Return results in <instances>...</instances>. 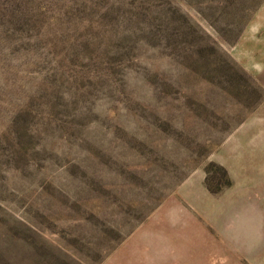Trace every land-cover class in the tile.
Segmentation results:
<instances>
[{"label": "rangeland", "instance_id": "rangeland-1", "mask_svg": "<svg viewBox=\"0 0 264 264\" xmlns=\"http://www.w3.org/2000/svg\"><path fill=\"white\" fill-rule=\"evenodd\" d=\"M262 9L0 0V264H264Z\"/></svg>", "mask_w": 264, "mask_h": 264}, {"label": "crops", "instance_id": "crops-1", "mask_svg": "<svg viewBox=\"0 0 264 264\" xmlns=\"http://www.w3.org/2000/svg\"><path fill=\"white\" fill-rule=\"evenodd\" d=\"M254 28L257 30H262V32H264L263 9L258 13L256 18L254 17ZM254 44L256 45L257 50V60L255 69L259 71L264 62V35L260 34L258 38H255L254 36ZM258 109L264 112V104L262 106H259ZM254 147L256 148V152L254 153L259 157L258 162H264V127H262L260 124L257 126V128L254 127Z\"/></svg>", "mask_w": 264, "mask_h": 264}]
</instances>
